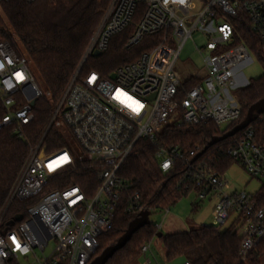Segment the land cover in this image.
I'll use <instances>...</instances> for the list:
<instances>
[{"label": "built area", "instance_id": "obj_1", "mask_svg": "<svg viewBox=\"0 0 264 264\" xmlns=\"http://www.w3.org/2000/svg\"><path fill=\"white\" fill-rule=\"evenodd\" d=\"M138 5L141 12L125 47L137 45L146 35L159 34V42L108 75L95 69L81 72L95 50L105 51L110 37L133 21ZM239 14L247 18L264 52V0L109 1L48 124L64 129L74 139L79 153L69 147L46 152L43 137L30 146L0 209V264H21L20 259L29 255L35 264H89L98 250V237L112 229L120 207L129 213L144 210L139 194L129 193L127 182L118 175L140 141L153 146L161 173L179 162L180 186L195 191L199 200L217 197L211 225L217 230L223 226L234 229L240 240V260L264 240V146L255 141L251 126L226 145L216 146L215 151L231 158L260 182L261 188L254 193L230 187L224 173L216 172L200 155L201 145L185 150L157 139L167 124L211 121L224 131L240 118L235 91L248 82L240 85L242 79L235 72L238 64L250 59V51L244 43L232 44L229 18ZM195 33L207 39L202 48L195 45L202 66L181 81L173 66L182 46ZM188 82H192L190 87H186ZM41 95L27 59L0 39V103L5 109L0 127L16 123L15 132L21 136V126L32 119L35 103L31 105V101L36 102ZM76 158L101 166L95 190L87 194L77 184L49 189L50 178L58 170L72 166ZM12 201L26 203L23 212L15 215L22 218L16 225L2 228ZM50 242L52 247L44 254ZM37 250L41 256L36 255ZM148 250L149 243H144L142 255Z\"/></svg>", "mask_w": 264, "mask_h": 264}, {"label": "trees", "instance_id": "obj_2", "mask_svg": "<svg viewBox=\"0 0 264 264\" xmlns=\"http://www.w3.org/2000/svg\"><path fill=\"white\" fill-rule=\"evenodd\" d=\"M109 1L0 2V11L6 21L5 23L0 16V39L8 42L18 54L27 59L30 71L37 74L43 87L42 95L31 108V121L21 126V136L15 132L16 123L0 127V209L30 146L38 143L42 137L46 152L68 146L57 127H48L49 120ZM140 12L141 5H138L133 21L123 31L110 37L105 51L97 56H89L81 72L95 69L102 75H108L117 67L135 61L143 52L150 51L159 42V34L146 35L137 45L125 47ZM229 21L233 29L232 44L244 43L263 68L262 75L250 79L245 86L235 91L241 109L240 118L224 131L217 129L214 123L209 121L205 124L187 123L181 126L167 124L157 134L158 141L164 145H175L185 150L196 144L202 148L207 146L200 155L204 156L218 173H225L234 162L228 156L218 154L215 147L226 145L243 129L214 144L210 142L233 129L245 118L249 106L264 98V52L261 43L250 30L243 14L230 17ZM191 85L192 82L186 83V87ZM4 114L5 109L0 103V117ZM247 126L252 127L255 141L264 146V110L255 111ZM100 168L98 163L76 158L72 166L58 170L50 178L48 188L77 184L87 191V194H91L97 186V172ZM181 171L180 163L176 162L175 167L167 173H161L153 146L146 141H140L124 160L118 175L127 182L129 193L139 194L140 206L152 212L169 209L190 191L178 184ZM261 202L264 203V195ZM25 205V202L12 201L4 214L2 228L16 225L15 215L22 213ZM137 215L138 213H129L120 207L112 229L98 237V250L94 257L106 246L113 244ZM155 237L162 243L167 260L182 257L184 262L188 261L189 264H264V240L260 241L244 260H240V240L231 227L217 230L212 225H200L187 231L162 234L150 221L137 229L126 244L114 252L104 264H136L142 255L141 246L150 243Z\"/></svg>", "mask_w": 264, "mask_h": 264}, {"label": "rangeland", "instance_id": "obj_3", "mask_svg": "<svg viewBox=\"0 0 264 264\" xmlns=\"http://www.w3.org/2000/svg\"><path fill=\"white\" fill-rule=\"evenodd\" d=\"M0 16L5 21L1 11ZM206 40L205 36L195 33L182 46L179 56L173 66V72L181 81H184L187 77L192 76L201 68L202 57L195 45L202 48ZM207 53L208 52L203 51V54ZM235 73L242 79L240 85H245L250 79L262 75L263 68L256 56L250 52V59L238 64L236 66ZM32 74L40 90L43 89L37 74L33 71ZM61 130L69 150L72 151V149H74L75 152L79 153L74 139L70 137L64 129ZM224 177L230 187L238 190H245L246 192L254 193L261 188L260 182L255 178H251L236 163H233L225 171ZM216 201L217 197L214 196H208L203 200H199L195 191H189L186 195L178 199L176 203L169 208L167 213L165 210L152 211L148 213V219L157 226L159 232L162 234L187 231L200 225H211L213 223L211 210ZM223 228H225V226H223ZM51 247L52 243L50 242L48 247L45 249L44 254H47ZM35 252L37 256L42 255V253L38 250ZM145 254V256L141 255L136 264H144L145 260H148L147 264H183L184 260L182 257L167 260L165 258V249L157 237L151 240L149 243V250ZM33 261L34 257L32 255H29L27 258L20 259L21 264H35Z\"/></svg>", "mask_w": 264, "mask_h": 264}, {"label": "water", "instance_id": "obj_4", "mask_svg": "<svg viewBox=\"0 0 264 264\" xmlns=\"http://www.w3.org/2000/svg\"><path fill=\"white\" fill-rule=\"evenodd\" d=\"M100 52L98 50H95L93 52L94 56L99 55ZM113 77V74L111 75ZM35 103V100L31 101V105ZM264 110V98L258 100L257 102L251 104L247 110L246 116L243 120H241L233 129L222 135L221 137L214 138L210 144H214L218 141L224 140L228 136L234 135L236 132L244 129L253 119L254 112L255 111H261ZM207 148L205 146L202 150V152ZM148 210H142L138 213V215L133 218L127 225V228L124 230V232L117 238V240L111 244L106 246L97 256H95L89 264H104L117 250L122 248L126 242L131 238L132 234L142 227L143 225L147 224L149 222L148 219ZM22 218L21 215L15 216V221H20Z\"/></svg>", "mask_w": 264, "mask_h": 264}, {"label": "clouds", "instance_id": "obj_5", "mask_svg": "<svg viewBox=\"0 0 264 264\" xmlns=\"http://www.w3.org/2000/svg\"><path fill=\"white\" fill-rule=\"evenodd\" d=\"M179 2H180V3H183V2H184V0H179Z\"/></svg>", "mask_w": 264, "mask_h": 264}, {"label": "crops", "instance_id": "obj_6", "mask_svg": "<svg viewBox=\"0 0 264 264\" xmlns=\"http://www.w3.org/2000/svg\"><path fill=\"white\" fill-rule=\"evenodd\" d=\"M146 254H143V256H145ZM152 255V254H151ZM146 261V260H145ZM183 263H184V260H183Z\"/></svg>", "mask_w": 264, "mask_h": 264}, {"label": "snow or ice", "instance_id": "obj_7", "mask_svg": "<svg viewBox=\"0 0 264 264\" xmlns=\"http://www.w3.org/2000/svg\"><path fill=\"white\" fill-rule=\"evenodd\" d=\"M93 79H95V77H93ZM64 159H67V157H65Z\"/></svg>", "mask_w": 264, "mask_h": 264}]
</instances>
